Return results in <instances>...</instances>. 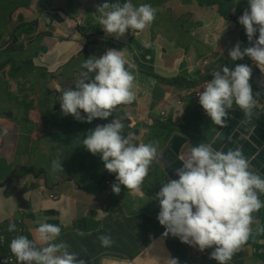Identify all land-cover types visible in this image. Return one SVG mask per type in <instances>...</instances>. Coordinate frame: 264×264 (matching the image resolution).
<instances>
[{
  "label": "crops",
  "instance_id": "crops-1",
  "mask_svg": "<svg viewBox=\"0 0 264 264\" xmlns=\"http://www.w3.org/2000/svg\"><path fill=\"white\" fill-rule=\"evenodd\" d=\"M12 1L19 2L17 12L22 11L26 17V6L32 10L42 7L48 23L45 21V27L38 23L37 32L31 28L28 31L32 34L53 31L54 35H45L44 45L31 50L24 59L0 49V155L11 161L7 171L13 170L14 185L29 188L27 208H21L10 191L6 195L0 188V231L6 233L9 241L19 234L33 239L39 223L59 225L61 233L57 242H66L69 250L77 253V258L85 264H164V258L171 257L177 258L178 264H217L209 258L211 248L200 251L175 236L161 235L164 228L156 219L159 207L155 194L162 182L177 178L175 169L181 165V158L191 145L198 143H212L214 148L224 151L239 147L252 169L264 174V73L258 80L259 68L247 56L230 62L227 55L234 44L239 43L241 48L250 46L243 26L238 23V17L248 10L247 0H142L141 3H148L156 10L155 19L143 31L129 29L120 37L105 33L98 23L96 9L104 0ZM14 8V4L6 6L0 13H9ZM166 9L173 13L168 22L173 31L162 33L159 27L162 18H157ZM60 14L67 19L71 17L66 20L65 31L57 23L62 20ZM181 21L179 30L176 24ZM80 27L82 30H78ZM181 30L186 40L177 44ZM25 33L12 48L22 46ZM93 38H98L100 54L109 48L121 49L135 64L130 71L135 76L136 98L131 104L123 105L126 116L135 121L129 132L142 128L145 137L165 135L159 138L165 143L150 166L154 170L147 181L157 185L150 192L121 185L120 192L113 193L115 173H109L99 154L89 153L80 141L87 130L104 121L94 118L83 122L62 115L54 95L48 91L49 86L62 84V79L68 76L61 78L57 67L83 57L85 42ZM12 51L19 53L18 49ZM12 60H17L13 71ZM239 63H246L252 69L249 83L256 104L247 118L234 104L227 110V124L222 128L212 124L198 103V91H202L205 83L194 85L191 82L195 80H185L191 83L185 91L186 84L179 86L161 80V76L172 74L171 79L181 77L182 72L193 79L199 78L200 69L211 74L224 65L231 67ZM47 77L50 82L40 85ZM18 111L29 112L35 121L31 119L28 124ZM24 125H30L32 131L26 132ZM42 147L46 152L40 155ZM167 147L170 149L166 150L165 158L159 159ZM24 150L30 159L16 161ZM53 160L60 161L61 168H54ZM25 172L31 176L25 178ZM155 174L158 177L153 180ZM252 215L256 219L249 237L229 264H264V207ZM10 222L16 225L14 231H8ZM80 232L85 235H79ZM99 235H110L111 246L102 247Z\"/></svg>",
  "mask_w": 264,
  "mask_h": 264
},
{
  "label": "clouds",
  "instance_id": "clouds-1",
  "mask_svg": "<svg viewBox=\"0 0 264 264\" xmlns=\"http://www.w3.org/2000/svg\"><path fill=\"white\" fill-rule=\"evenodd\" d=\"M247 4L248 10L238 17V23L243 26L250 46L241 48L239 43L234 44L227 55L230 62L247 56L254 67L264 73V0H247ZM26 8L27 13L33 11ZM17 9L14 13H22ZM96 12L104 32L115 37L129 29L143 31L156 16L150 4H134L133 0H114L113 3L104 0ZM60 15L62 20L59 21L71 18ZM9 20L12 23L7 22L16 29L33 27L37 32L40 27H35L38 20L30 25L31 22L20 15L16 18L15 14H10ZM64 23L66 21L60 25ZM92 57L82 61L74 88L59 84L56 87L61 114L83 122L108 118L118 106L131 104L136 98L135 76L130 71L135 64L130 56L121 49L109 48L99 57ZM251 72L246 63L224 65L211 71L212 78L198 91V103L213 125L224 127L227 110L234 104L244 118L252 114L256 100L249 83ZM162 115L165 116V112ZM125 119L128 127H134L135 121L130 116L116 115L110 122L87 130L80 140L89 153L99 154L109 173H115V182L111 185L113 193H119L121 185L140 189L158 156L154 143H138L132 133L124 134ZM181 159V165L175 169L177 178L162 182L155 194L159 207L156 219L164 228L161 235L175 236L200 251L211 248L210 259L217 264H229L249 237L256 219L252 214L264 207V174L252 169L239 147L224 151L214 148L212 143H198L191 145ZM52 165L61 168L60 161L53 160ZM15 228V223L8 224V231ZM60 233L59 225L47 222L36 226L33 239L19 234L9 241L6 233L0 231V255L8 252L14 255L16 261L5 264H85L83 259L77 258V253L69 250L66 242H57ZM98 240L102 247L113 243L110 235H99ZM164 264H178V260L164 258Z\"/></svg>",
  "mask_w": 264,
  "mask_h": 264
},
{
  "label": "water",
  "instance_id": "water-1",
  "mask_svg": "<svg viewBox=\"0 0 264 264\" xmlns=\"http://www.w3.org/2000/svg\"><path fill=\"white\" fill-rule=\"evenodd\" d=\"M113 2H114V0H112V3ZM133 3H134V0H133ZM140 3H141V1H140ZM45 21L48 23V20H46V17L44 16V14L41 13L40 23L43 22L45 25ZM65 21H66V19H64L62 22H65ZM6 24L10 27H13L12 25H10V23H6ZM25 32H26L25 35L27 37H26V39L23 40L22 46L20 48H16V47L10 48V47L6 46L8 43H12L13 45H16L21 40V35H18L17 32L14 33L13 31H9L5 37V40H3L1 42V39H0V42H1L0 49H1V45L8 51L13 50V49H18L19 53H18L17 58L20 57L21 59H24L30 53L31 50H33V49L36 50L38 48H41L44 45L45 35L46 36H48L49 34L52 36L54 35L53 31L43 32V33L38 32V34H32L30 31H25ZM33 32H36V31H33ZM45 33H47V34H45ZM22 34H23V32H22ZM98 47H99L98 38H93L92 40L85 42L84 48L82 50V52L84 54L83 57L80 56L79 58L77 57L71 61H67L64 64H61V63L58 64V65L61 64V66L57 67L58 70L61 72L60 73L61 78H63L65 75H68L67 77L62 79V84H60L61 87H73L74 88V86H75L74 81L78 78L79 73L81 71L82 61L84 59H87V58H89V59L94 58L92 56L99 57L101 54H100V51L98 50ZM16 62H17V60L10 61V70L11 71L14 70V68L16 66ZM261 74H262V72L259 70V72L257 74L258 80H259ZM262 76H263V83H264V74H262ZM12 77L17 78V76H12ZM89 78H91V75ZM16 80H19V79L17 78ZM49 82H50L49 77L43 78L40 81V85H44V84H47ZM56 87H57L56 85L53 87L49 86L50 90H48V91L50 92V94L54 95V98H55L57 105L59 106V109H60V103L58 100L59 99V93L56 91ZM25 107L27 110H32V108L28 109L27 106H25ZM16 110H17V108H16ZM263 113H264V103H263ZM18 114L20 115L21 119L23 121L24 120L27 121L28 124H29L31 119L33 121H35L29 112L18 111ZM116 115H125L126 116V114L123 112V105L118 106L116 108L115 112H113L112 116H116ZM112 116L105 118V119H102V120L104 121V123L110 122V120L112 119ZM127 123H128V121H127V119H125V128L123 130L124 134L132 133L136 142H138V143H140V142H143V143L152 142L157 146V150L161 146L164 145L165 140L159 141L160 137L165 136L164 134L159 135V137L155 136V134H152L148 137H145L142 128H136L135 130L129 132L131 130V127H128ZM23 127L26 130V132H31L33 129L30 125H24ZM138 137H140V138L138 139ZM26 147H28V145ZM167 149L169 150L170 147H167L166 149H164L162 151V154L159 155V159L165 158V154H166ZM157 158H158V156H157ZM15 159H16V161H22V160L27 161L30 159V155H29L28 151L24 150V151H21ZM10 162L11 161H9L6 157L0 155V188L4 189V193L6 195H7V192L10 191L11 192L10 195H12L16 198V200L19 203V206L21 208H27L29 202L26 198V194L29 192V188L26 186H23L21 184H20L21 186H18V187L14 185L13 179H12V175H13L12 171L13 170L7 171V166L10 164ZM153 170H154V168L150 167V169H149L150 174L145 176L144 182L141 185L140 189L145 191V192H150L151 188L157 187L156 183L150 185L149 182L147 181L148 177L152 175ZM24 175H25V178H27V177L31 176V173L25 172ZM157 177H158V174H155V179L153 177V180H156Z\"/></svg>",
  "mask_w": 264,
  "mask_h": 264
},
{
  "label": "rangeland",
  "instance_id": "rangeland-1",
  "mask_svg": "<svg viewBox=\"0 0 264 264\" xmlns=\"http://www.w3.org/2000/svg\"><path fill=\"white\" fill-rule=\"evenodd\" d=\"M140 1H142V0H134V4H138V3H140ZM160 1V0H159ZM162 1H165V0H162ZM14 4V9L13 10H11V11H9V13H5V14H15V17L16 18H18L19 17V15L20 16H22V19H25V20H27V21H29V22H34V20H38L37 22L38 23H40L39 21H40V16H41V12H42V7H37L35 10H33V11H29V13H28V16L26 17L23 13H14L15 12V10L18 8V7H20L19 6V2L18 1H12V0H0V9L2 10L4 7H11L12 5ZM28 9H30V8H28ZM4 13V12H3ZM173 13L169 10V9H166L165 10V12L164 13H160V15H159V17L157 18V20L159 19V18H162V23L160 24V29H161V31H162V33H168V32H170V31H173V26L171 25V24H168V22H170V19H169V16H171ZM7 15H5V22H6V20H7ZM65 18H66V16H64ZM5 22L4 21H2V23L0 24V29H2L4 26H5ZM160 23V22H159ZM180 23H183L182 21L181 22H177V24H176V26H177V28L180 30ZM43 25L44 27H45V25H44V23L43 22H41L40 23V25ZM67 25V23H64L63 25H62V30H64L65 31V26ZM33 29V28H32ZM23 30H29V28H22V29H20V28H17V31H23ZM78 30H82V28L80 27V28H78ZM6 33H8V30H6ZM178 37V42H177V44H182L185 40H186V37H185V35L183 34V32H182V30L180 31V34L177 36ZM8 52H10L11 54H12V56H18V52H13L12 50H10V51H8ZM203 55H199V57H202ZM187 58H190V56H186ZM207 61V62H206ZM208 60H204V64H208ZM185 66V65H184ZM199 75H200V77L199 78H197V77H195L194 79L192 78V77H189V76H187L185 73H181L180 74V78L181 79H183V80H188V81H191V80H195V81H193L192 83H195L194 85H196V84H198V83H206L207 82V80H209V79H211V74L209 73V72H206L205 71V69L203 68V69H200L199 70ZM161 77H164V78H170V77H174V75L172 74V75H170V76H161ZM165 82V81H164ZM186 82V85H187V88L185 89V91H187V89H188V85H189V82H187V81H185ZM167 83V82H166ZM166 83H164V84H166ZM166 85H169V84H166ZM171 87H173L174 88V86L173 85H171ZM175 89V88H174ZM180 89H184V88H180ZM263 101H264V98H263ZM156 114H158L157 112H156ZM154 115V117H156V118H158V116L157 115H155V114H153ZM46 152V150H45V148L44 147H42L41 149H40V155H42V154H44Z\"/></svg>",
  "mask_w": 264,
  "mask_h": 264
},
{
  "label": "flooded vegetation",
  "instance_id": "flooded-vegetation-1",
  "mask_svg": "<svg viewBox=\"0 0 264 264\" xmlns=\"http://www.w3.org/2000/svg\"><path fill=\"white\" fill-rule=\"evenodd\" d=\"M7 16H8L7 19H9V15H7ZM2 19H5V15L0 13V24H1L2 21H3ZM33 23H34V22H31L30 25L33 24ZM57 23H58V24H61L62 21H59V20H58ZM37 26H38V25L35 24V27H36V28H37ZM32 28H33V27H32ZM32 28H31V29H32ZM6 30H8V32H9V31H13L14 33L17 32L18 35H22V32H21V31H17L16 28H14V27H10V26H8V25L5 24V26H4L2 29H0V39H1V42H2L3 40H5V37H6V35L8 34V33H6ZM39 30H40V29H39ZM39 32H40V33H43L42 30L39 31ZM1 42H0V44H1ZM6 46L11 48V47H13V46H15V45H13L12 43H8ZM1 49L5 50V51H8V50H6L2 45H1Z\"/></svg>",
  "mask_w": 264,
  "mask_h": 264
},
{
  "label": "built area",
  "instance_id": "built-area-1",
  "mask_svg": "<svg viewBox=\"0 0 264 264\" xmlns=\"http://www.w3.org/2000/svg\"><path fill=\"white\" fill-rule=\"evenodd\" d=\"M51 197L57 198V196H55L54 194H51ZM15 261H16V259H15L14 255L11 252H8L6 254L0 255V264H5V263H10V262H15Z\"/></svg>",
  "mask_w": 264,
  "mask_h": 264
},
{
  "label": "trees",
  "instance_id": "trees-1",
  "mask_svg": "<svg viewBox=\"0 0 264 264\" xmlns=\"http://www.w3.org/2000/svg\"><path fill=\"white\" fill-rule=\"evenodd\" d=\"M161 80L162 81H166L167 83H175V84H177L179 86H183V85L186 84L185 80L181 79L180 77H175L174 79L162 77ZM191 83H189L188 86H190Z\"/></svg>",
  "mask_w": 264,
  "mask_h": 264
}]
</instances>
